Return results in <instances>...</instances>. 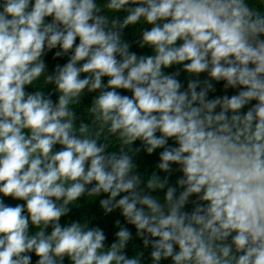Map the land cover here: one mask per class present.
<instances>
[{"label": "clouds", "instance_id": "clouds-1", "mask_svg": "<svg viewBox=\"0 0 264 264\" xmlns=\"http://www.w3.org/2000/svg\"><path fill=\"white\" fill-rule=\"evenodd\" d=\"M0 264H264V0H0Z\"/></svg>", "mask_w": 264, "mask_h": 264}, {"label": "trees", "instance_id": "trees-1", "mask_svg": "<svg viewBox=\"0 0 264 264\" xmlns=\"http://www.w3.org/2000/svg\"><path fill=\"white\" fill-rule=\"evenodd\" d=\"M126 38H128L130 40L135 39V35H134L132 29H127L126 30ZM132 50L133 51H138V52H140V51L149 52L150 51L148 49L140 50V49H137L135 47H133ZM53 51H56V50H53ZM45 59H46V62L48 63V65H49V70H51L52 67L56 63H61L62 64L64 62H66L67 57L61 58V59H53L52 58V52H49L48 55L45 57ZM169 71H171V69H169ZM82 75H84V74H82ZM185 75L186 74H182L181 75L180 79L182 81L185 79ZM203 75L204 74H202V77H203ZM38 86H43V78H41V81L39 82ZM217 89H218L217 94H221L220 91H219L220 90V85H217ZM28 90L29 91H33L34 89L29 87ZM121 91H123V90H121ZM229 94H232V90L229 91ZM83 102L85 104L89 103L90 102V96H85ZM81 107L83 108L84 106H81ZM57 147H59V146H57ZM157 159H158V155L157 154H154L152 156H144L143 157L142 168L144 166H147V167H149V170H151V167L154 165V163L157 161ZM6 203L15 205V203H22V202L13 201L10 198H7L6 199ZM82 215L85 218H93L94 217V219L92 220V223L93 224H99V226L103 227L106 230V232L108 233L109 239H111V233L115 230L113 228V220L118 217V215H119L118 212L110 214L108 216H104L103 213H102V210H100L99 207H98V199H97L95 202H86L85 203V202L82 201L81 202V206L79 208H76V207L73 208V212L71 213V218L78 219ZM129 227H131V226H129ZM133 231H134V229H133ZM135 243L139 244L140 241L136 240Z\"/></svg>", "mask_w": 264, "mask_h": 264}]
</instances>
